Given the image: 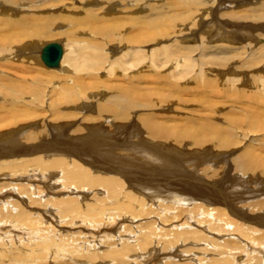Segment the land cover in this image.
<instances>
[{"label":"bare ground","instance_id":"bare-ground-1","mask_svg":"<svg viewBox=\"0 0 264 264\" xmlns=\"http://www.w3.org/2000/svg\"><path fill=\"white\" fill-rule=\"evenodd\" d=\"M114 1L0 0V80L10 79L3 67L44 66L51 78L0 87V264H264V161L256 156L264 158V141L246 146L254 130L264 133V64L248 62L241 71L246 62L232 63V47L211 46L237 40L251 50L256 31L264 32V2L255 9L245 7L260 0H178L176 22L154 18L132 35L122 22L102 24L104 13L129 22L144 17L121 5L125 12L115 15ZM45 8L52 10L40 13ZM179 23L198 26L181 40L196 48L176 60L161 38L160 48L142 47L145 33L158 38ZM54 34L72 37L75 49L69 55L63 42L49 43L61 56L48 66L41 56L49 44L40 39ZM122 43L131 51L119 58ZM225 75L224 103L235 100L228 119L208 103L188 109L180 96ZM132 82L157 90L134 98L125 89ZM139 103L149 108L144 114L133 110ZM176 103L192 117L181 127L169 124ZM219 125L240 130L241 141ZM10 156L29 159L23 172H9L23 165L4 160ZM230 183L234 191L225 196Z\"/></svg>","mask_w":264,"mask_h":264},{"label":"rangeland","instance_id":"rangeland-1","mask_svg":"<svg viewBox=\"0 0 264 264\" xmlns=\"http://www.w3.org/2000/svg\"><path fill=\"white\" fill-rule=\"evenodd\" d=\"M115 1H116V3H115L116 4V7H117V11H114L115 12V15H118L120 12H125L123 10H119L118 9L119 8V5H121L122 7L126 8L127 11H131V10L140 8V16H144V17H140V19H136L134 22H129L128 20L117 19L119 16L117 18H114V17H110L109 15H107V14L104 13L103 14L104 15V18H103L102 24L108 26V25H111V24H116L114 22H122L125 25L126 29H127L126 30V33L131 32L132 35H136L138 33L139 29L142 27V24L148 22V20H151V19L156 18V19H159L161 21H166L167 25H170L173 21L176 22L179 19V17L182 15V11L179 10V9H176V8H179V6H180L179 5V2L176 3L178 0H171V2H174L173 8H166L165 10H164V8L162 6H164V3H167L168 0H150V1H146V2H144L145 0L144 1L143 0H131L129 2V4L127 2H125V0H115ZM192 1H198V0H192ZM250 1H254V0H250ZM262 1L264 2V0H262ZM262 1L260 0L256 4L252 2L251 4H253V5H250L249 3H247V5H246L245 8H251V7H253V8L256 9ZM110 2L113 3L112 1H110ZM110 2H105L104 4H106V3L108 4ZM120 2H121V4H120ZM141 2H144V3H141ZM149 2H151V9H149L147 11V6H149V4H146V3H149ZM188 2H189V0H187V3ZM235 4H237V2ZM106 5L105 6L103 5L104 8H106L107 6H109V5H107V6ZM131 5H133V6H131ZM152 6H154L155 9ZM160 6H161V8H163V10L160 11V13H157V14L153 15V13L155 12L154 10H157V8L160 9ZM111 7H113V6H111ZM236 8L235 9L233 8L231 10H234V11H237V10L238 11H241V9L243 10V8H241L239 6L236 7ZM261 8L262 7H259L258 9H261ZM46 10H48L49 12H51L52 9L45 8V9H42L40 11V13H43V14L49 13ZM151 10H153V12ZM112 14H114V13H112ZM227 18H229V17H227ZM230 19L233 20L234 18H230ZM208 20L209 19H207V21ZM262 24L264 26V23L263 22L260 23V25H262ZM181 26H182L181 24H180V28H178L179 25L177 26V28H174L172 26L171 29H170L171 32L169 31L166 34H164L163 36L158 37V38L156 36L151 35V37H152L151 40H148L149 34L148 33H145V36L144 35L141 36V41H142L141 42V45H142V47L145 48L146 50H149V51L152 50V49L160 48L159 45L157 46V44H155V43H156V40H160V38H161V40H162V42H163L164 45L170 46V48L169 47L167 48L168 49L167 50L168 53H172V54L177 55L176 58H175L177 60V58L180 57L179 55H182L184 53V50H183L184 48H187L188 46H192L193 48H196L195 46L197 45V42L196 41H194V42L193 41L186 42V41H181V40L188 38L189 37V32H191L190 30H192V31L197 30L198 26H197V28L196 27H193L194 29L193 28L191 29V27H189L190 28L189 29L187 27L185 30L182 29L183 27H181ZM178 29H180V30H178ZM173 30H175L177 32H173ZM256 32L260 33L261 36H260V38L255 39L256 42H255L254 47H252L251 50H248L247 49L248 50L247 52L243 49L244 48L243 47L244 42L243 43L242 42H237V40H235L233 42L227 41V40H224V41L223 40H219V41H215V42L211 43V46H214L216 48H220V47H222V44L223 45L225 44L224 46L229 45V47H232L234 49L232 51V53H231L232 54L231 56H233V60H234L232 63H234L236 61H239L238 64H236V66H237V65H240L241 63L244 64V62H246L245 63L246 65L244 64L245 66H242L241 67V71H245L246 72V67L247 66L249 67V65H250V64H248V62L249 63L250 62H252V63L259 62L258 64H253V66H252L253 69L258 68V66L264 64L263 63L264 62V58L261 59V56L264 55V32H262L260 30H258ZM71 40H72V37H70V36H63V35H59V34H54V35L46 36L45 38L40 39V44H42V46H43L44 44H49V43L61 41V42H63L65 48L67 49V51L69 53V55H72L74 53L75 44ZM117 47L120 49V51L118 52L120 54L119 55V58H123L128 52L131 51V49H129L130 46H127V47H129V48H127V47L124 46V43L117 45ZM138 47L140 48V46H136V49ZM173 48H174V50H176V52L175 51L172 52L173 51ZM221 50H223V48ZM209 52H214V51L212 49ZM229 52H231V50ZM194 53L192 54L193 55L192 56V59L198 60V55L199 54L196 55V53H195V56H194ZM248 53H256V55L253 54V55L249 56ZM254 55H255V59H252ZM15 64H16V66H18V63L15 62ZM236 66H234V67H236ZM27 67H28V64H27ZM1 69L3 70L1 72H5L6 71L5 73L8 75V77L10 79H9V81L0 80V87L5 86L4 84L7 83V82H16V83H27L28 85H24V88H26V87L30 86V84L35 85V82L38 79H43L45 81L46 80H48V81L51 80V78L47 76L48 75V71H47V68H45L44 66L42 68L36 67V66H32L31 68L28 67V71L27 72H25V71L19 72L17 70H10L9 68H4V67L1 68ZM248 70H250V68ZM236 74H237V71H236ZM235 75H228V76L233 77ZM220 78L223 81H220L218 85H215V86H213L211 88L202 87L201 90H197L196 92H188L187 94L182 95V96H180V94H179V96L182 97V99H184V101L190 106L188 108L189 110L196 109L197 108L196 106L201 105V103H203V102L204 103L211 104V105H214L212 109L214 110V112H216V110L219 111L220 112L219 113V116L224 121V120L228 119L231 114H233L234 108H235V106H234L235 105V100L232 101L231 104H225L224 103L225 100H224L223 96L224 95H227V94L224 93L223 91H220V90L225 87V86H221V84H223V83L226 82V79H225L226 78V75L224 76V78L222 76H220ZM153 79H154V77L151 76V82L153 81ZM218 79H219V77H218ZM240 79L242 80V78H240ZM258 80L259 79L256 78V80H254V83L255 82L257 83ZM242 81L244 82V80H242ZM251 81H253V80H251ZM162 84H164V83H162ZM154 86H157V85L156 84H151V88H150V85L149 84H146V83H143L142 84V83L132 82V83H130L128 85V87H125V89L128 90V91L135 92L136 94H135L134 98H136V97H138V95L140 93L142 94V93H144V91H147L148 92L149 89H150V93H151V91L152 92H155L157 89H155ZM216 89H218V90H216ZM152 98L153 97H151V99ZM198 100H200V101H198ZM140 103H142V102H140ZM140 103H139L138 106H135L137 108L133 109V110H136L135 114H137V112H140V111H141L142 114H144L145 111H146V109H149V108H146L143 105H140ZM175 105L178 106L179 104L176 103ZM5 109H6V107L4 105H0V117L4 115L3 110H5ZM28 109H31V108H28ZM225 109H227V110H225ZM161 110L162 109H160V108L159 109H154V110H151V108H150L149 111L151 112V111H161ZM183 110L184 109H181V106H178L177 109H175L174 111H172L170 116L174 120L172 122H169V124H171L174 127H181L183 125H186V122L190 118H192V117L187 116V115H184V113H185L186 110H184V111ZM227 111H229V112H227ZM154 113H155V115L156 114L157 115L159 114L158 112H154ZM157 115H156V118H157ZM209 116L210 117H215V113H211V115H209ZM165 119H166V117H165ZM10 120H12V118H10ZM157 120L158 119H156V121ZM163 120L164 119H159L158 121H163ZM11 122L13 123V121H11ZM195 122H196V124L198 126L202 122L201 121V118H200V115H198L196 117V121ZM187 126L193 127L190 124H187ZM219 126H221L222 128H226L227 130L230 129L229 130L230 137L237 138L236 140L238 142L241 141L242 136H238V135L241 134L240 130L235 129V127H227L225 125H219ZM253 132H255V133H253L251 136H247V140H248V137H250V142H248L247 145H246L247 147L248 146L251 147V146L260 144L261 141H264V133H258L255 130ZM246 142L247 141H243V144H246ZM234 153H236V152H234ZM233 156L234 157L230 156V161L229 162L236 161V156L237 155H233ZM256 156L259 157L261 160L264 161V158L263 157L258 156V155H256ZM14 157L15 156H10L8 158H4V160L5 161L7 159L10 160V159H13ZM184 158H186V157L184 156ZM25 159H27V158H25ZM177 159H179V160H177ZM13 160L14 161H21V163L23 165H22L21 169H18V168H20V166L19 167H16L17 169L11 167L9 172H11V173L17 172L18 173V172H23L24 171V168H26L27 167V164H28V161L27 160H29V159H27V160H25V162H23L21 160V158L20 159H17L15 157ZM173 160H177V161H179L181 163V160L182 159L180 160V158L179 157L177 158V156H176ZM24 164H25V167H24ZM189 165L194 166L195 164L192 163L191 161L188 162V165L186 166V169H188V171H189L190 168H193V167H191ZM0 166H1V163H0ZM177 166L178 167H181L180 165H177ZM0 168L3 169V167H0ZM5 170H8V169H5ZM199 181L200 182L201 181L205 182L206 180H205V178H203L201 180L198 179V182ZM230 184L226 188H222L221 189V191L223 192V194L225 196L232 195L230 193L232 191H234V188L233 187L235 186V184L234 183H232L231 185ZM199 185H201V184H199ZM227 192H229V193H227ZM237 196L238 195H235V197H237ZM180 260H183V259H180Z\"/></svg>","mask_w":264,"mask_h":264},{"label":"water","instance_id":"water-1","mask_svg":"<svg viewBox=\"0 0 264 264\" xmlns=\"http://www.w3.org/2000/svg\"><path fill=\"white\" fill-rule=\"evenodd\" d=\"M61 56V47L58 44H49L44 47L41 59L45 65L55 66Z\"/></svg>","mask_w":264,"mask_h":264}]
</instances>
